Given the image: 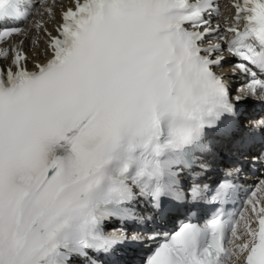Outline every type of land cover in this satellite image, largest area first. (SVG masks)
Segmentation results:
<instances>
[{
    "label": "snow or ice",
    "instance_id": "1",
    "mask_svg": "<svg viewBox=\"0 0 264 264\" xmlns=\"http://www.w3.org/2000/svg\"><path fill=\"white\" fill-rule=\"evenodd\" d=\"M74 2L46 63L30 72L14 48L15 71L0 69V264L108 253L128 237L105 236V222L151 219L137 215L141 200L161 213L168 202L228 203L237 186L227 177L239 169L214 190L198 182L207 137L232 136L237 104L264 99V0H232L234 22L223 27L212 22L219 0ZM32 8L31 0H0V42L26 34L19 23ZM225 51L233 76L248 77L235 103L214 70ZM8 55L0 50V59ZM255 126L264 129V120ZM246 205L247 217V207H221L203 223L189 217L145 264H232L245 253L246 264H264V180Z\"/></svg>",
    "mask_w": 264,
    "mask_h": 264
}]
</instances>
